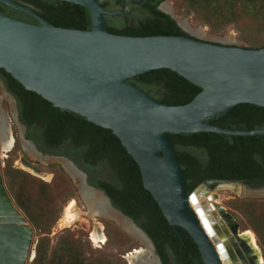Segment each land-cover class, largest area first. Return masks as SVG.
<instances>
[{
	"label": "water",
	"instance_id": "95a60500",
	"mask_svg": "<svg viewBox=\"0 0 264 264\" xmlns=\"http://www.w3.org/2000/svg\"><path fill=\"white\" fill-rule=\"evenodd\" d=\"M0 1L41 21V24H33L0 13V67L13 74L28 90L36 91L57 107L77 112L113 130L140 165L145 187L176 231L181 232L182 227L190 233L206 264H230L227 245L216 238L213 224L218 218L210 214V209L217 208L223 217L231 219H234L233 214L214 203L194 207L192 202L199 201L201 192L234 189L232 185L241 186L251 195L246 198L264 199V181L249 187L242 180L212 179L190 192L170 133H264V129L240 131L208 122L241 103L264 106V47L229 45L199 36L115 34L107 27L106 12L99 0H61L92 11L90 31L58 27L14 0ZM163 9L189 32L188 25L173 8ZM190 19L184 20L190 22ZM195 32L203 34L202 28ZM160 69L179 72L200 85L203 92L189 104L172 106L128 82V79ZM14 116L21 125L22 142L27 151L42 159L63 163L72 177L79 175L87 188L103 195L111 210L127 221L130 233L145 241L149 252L137 259V264H161L154 244L143 229L115 208L104 192L91 187L87 174L73 160L39 151L26 137V127L19 121L17 110ZM9 122L1 112L0 264H30L37 256V230L17 204L2 161L12 151L5 129ZM10 127L13 132L11 124ZM21 162L25 170L36 176L48 175L24 157ZM29 226L32 231L28 232ZM260 251L264 262L261 248Z\"/></svg>",
	"mask_w": 264,
	"mask_h": 264
},
{
	"label": "trees",
	"instance_id": "16d2710c",
	"mask_svg": "<svg viewBox=\"0 0 264 264\" xmlns=\"http://www.w3.org/2000/svg\"><path fill=\"white\" fill-rule=\"evenodd\" d=\"M24 1L39 7L56 8L55 4H68L78 10H87L61 0ZM157 3L150 4L149 15L136 20L133 26L110 31L126 36L192 37L170 14L159 9ZM174 4L178 15H193L196 21L209 26L212 34L227 33L235 26L241 33V40L250 47H264V0H175ZM0 13L26 22L29 16L1 1ZM50 20L58 27L92 30L88 12L82 19L61 16ZM0 75L8 91L18 100L20 121L27 127V138L42 152L67 156L87 171L90 184L104 189L113 204L152 237L164 264H171L172 259L176 264H206L190 233L182 227L178 232L170 224L158 201L145 187L140 165L113 130L77 112L57 107L36 91L28 90L1 67ZM128 82L172 106L189 104L203 92L200 85L172 69L152 70ZM208 122L240 131L264 129V106L241 103ZM170 138L190 192L212 179L242 180L251 187L264 181V133H170ZM18 143L16 138V146L10 153ZM54 171L55 178L48 183L16 168L13 160L5 167L7 183L17 204L41 235L33 264H117L106 255L88 257L86 243L71 232L63 234L57 245L51 247L50 234L59 220L61 204L76 191L73 180L62 167L56 166ZM229 204L242 214L246 230L255 232L264 251V199L237 197Z\"/></svg>",
	"mask_w": 264,
	"mask_h": 264
},
{
	"label": "rangeland",
	"instance_id": "374dc122",
	"mask_svg": "<svg viewBox=\"0 0 264 264\" xmlns=\"http://www.w3.org/2000/svg\"><path fill=\"white\" fill-rule=\"evenodd\" d=\"M168 3L170 6L173 8L175 14L180 17L181 20L186 19V17H191L190 22H188V27L190 30H188L192 36H199L205 40H210V41H219L224 44H229V45H238L242 47H250L248 43L244 42L241 40V33L235 26H231L228 29L227 33L224 34H212L210 27L205 26L198 21H196L193 17V15H178L176 8H175V0H168ZM199 28H202L203 34H197L195 30H198ZM0 98L2 104V108L5 110L6 116L11 121V125L13 128V133L15 134V127L17 129V134H15V137L18 139L19 143L16 149L8 154V157L4 158L3 164L6 167L8 162L10 160H13L14 166L19 169H23L22 166V158H26L28 161L33 163L36 167L41 169L44 173H47L48 175L46 176H34L51 183L53 182L55 178V171L54 167L60 166L62 167L66 173L70 176V178L73 180V183L75 184L76 191L74 194L69 196L64 202L61 204V212H60V217L55 226L52 229V233L50 234V239H51V247H55L60 239V237L68 232H71L75 235L76 238L82 239L86 245L88 246V252L87 255L88 257H97L99 255H106L111 257L114 261H116L117 264H133V261L129 258V254L131 252H135L137 248H144L149 251V247L145 243L144 240L139 238L138 236L134 235L133 233H130L127 229L122 227L118 221H115L114 219H111L110 217H106L103 215L96 216V220L93 218L89 217L86 213L89 211V205L87 201L85 200L82 189H81V184L82 181L78 177H72L70 173L67 171V169L64 167L65 165L59 161H52V160H47V159H42L38 157L37 155L29 152L26 150V148L23 145L22 142V129L21 125L19 122L15 120V110L16 106L13 103V99L7 95L5 89L3 87H0ZM7 104V106H6ZM16 146V145H15ZM15 148V147H14ZM13 150V149H12ZM27 171V170H25ZM28 172V171H27ZM30 173V172H29ZM48 178V179H47ZM239 185H236L237 188ZM235 189V187H233ZM232 188H224V189H212L208 193L201 192L203 195V199L201 201H206L207 203L209 202L214 203L216 205H220L224 208L227 209L228 212L232 213L234 218L237 219L242 226V230L244 233L248 230L246 222L244 220V217L242 214L233 209L229 201L236 199L237 197L240 198H246L247 196H251L248 193L244 195L245 191L240 190L236 191ZM257 196V195H254ZM247 199V198H246ZM253 199V198H251ZM76 200L78 206L84 211V215L81 216V219L76 221L72 226H64L63 225V218L66 212V209L70 205V203ZM209 204V205H210ZM216 213V217L219 218L220 216H223L219 210L216 208L214 210ZM118 216V215H117ZM96 223H102L105 226V233L107 235V242L106 244H97L93 241L92 239V234L95 231L96 228ZM37 230V229H36ZM243 233V234H244ZM248 238V236H246ZM41 235L37 231V236H36V241H40ZM249 239V238H248ZM36 244V243H35ZM259 244V243H258ZM36 245V250H37ZM260 246V245H259ZM261 250L263 251V248L260 246ZM37 252V251H36ZM264 254V251H263ZM151 255V254H150ZM143 257V256H142ZM36 259V258H35ZM34 259V260H35ZM34 260L30 262V264H33Z\"/></svg>",
	"mask_w": 264,
	"mask_h": 264
},
{
	"label": "flooded vegetation",
	"instance_id": "af4514ba",
	"mask_svg": "<svg viewBox=\"0 0 264 264\" xmlns=\"http://www.w3.org/2000/svg\"><path fill=\"white\" fill-rule=\"evenodd\" d=\"M14 1H16V0H14ZM16 2L33 9L38 15H40L42 18H44L45 20H47L49 22H51L50 19H59L61 16H66L68 18L71 17L74 19H82V15H84L86 12H88V14L90 15L91 21H92L90 26L93 28L92 11L85 6H83V7H85L87 9L86 11L82 10V9L78 10V8L76 9L75 7L69 6L68 4H55V6H58V7H56V8L51 7L50 8L48 6L47 7L46 6L45 7H39V6H36L34 4L28 3L24 0H18ZM99 2L102 5V7L105 9V12H106L105 13V20H106V24H107V27L109 30L110 29L124 28L126 25L133 26L136 20H139L140 18H145L149 15L148 6L152 3L158 2L157 4H158L159 9H161L163 11H164V9H163L164 7L166 9H167V7L171 8L170 4L168 3V0H99ZM70 3H72V2H70ZM65 8H67V9H65ZM171 9H167V10L170 11ZM20 11H22V10H20ZM22 12L27 13L25 11H22ZM27 15H29V16H27V19H28L27 22L33 23V24H37V22H39L41 24L40 19L37 18L36 16L31 15L29 13H27ZM19 20L26 22V20H24V19H19ZM0 86L5 89L8 96L13 98V103L16 106L18 118L20 121V111H19V106H18V100L12 93H10L8 91L4 80L1 78V75H0ZM0 102H1V98H0ZM2 107H3L2 104H0V123H1V112L5 113V110ZM7 118H8V116H7ZM8 120H10V119L8 118ZM10 124H11V121H10ZM26 137H27V127H26ZM31 141H33V140H31ZM35 145H36V143H35ZM36 147L38 148L37 145H36ZM38 150L41 151L39 148H38ZM42 153H44V152H42ZM44 154L50 155V154H46V153H44ZM63 157H67V156H63ZM67 158H69V157H67ZM69 159H71V158H69ZM71 160H73V159H71ZM78 167L87 174L88 184L91 187H93L99 191L104 192L110 198V200L112 202L111 197L107 194V192L104 189L95 187V186L90 184V181H89L90 175L88 174V172L85 171L84 169H82L80 166H78ZM249 187H251V186H249ZM112 204H113V202H112ZM113 206L115 208H117L114 204H113ZM117 209L120 210L119 208H117ZM214 229L216 232V238L218 240L224 242L227 245L230 264H264L263 262H261V263L259 262L260 261L259 255L255 252L252 244H250L249 239L244 237V234H242V233H244V231L242 230L241 223L237 219H235V218L231 219L228 216H226V217L220 216L214 224ZM143 231L146 233L148 238L154 244L156 253L161 259V264H164L160 254L158 253L156 243L154 242L152 237L149 236V234L145 230H143ZM240 237H242V239H244V240L241 241ZM263 256H264V254H263ZM171 264H176L173 261V259H172Z\"/></svg>",
	"mask_w": 264,
	"mask_h": 264
},
{
	"label": "bare ground",
	"instance_id": "6f19581e",
	"mask_svg": "<svg viewBox=\"0 0 264 264\" xmlns=\"http://www.w3.org/2000/svg\"><path fill=\"white\" fill-rule=\"evenodd\" d=\"M167 9H171L170 7H167ZM184 24L188 25L187 20H182ZM5 129L8 130V144H9V148L14 149L15 145H16V137L14 135V133L11 131V127H10V122L8 124H6ZM76 177L81 178L79 175L76 174ZM232 187H235L234 190L236 191H240L242 190V188H237L236 185H232ZM240 187V186H238ZM81 189H82V193L83 196L85 198V200L87 201L88 205H89V211L86 213L89 217L93 218L94 220H96V216H106V217H110L111 219H114L115 221H118V223L124 227L125 229H127L129 232H131V226H129V224L127 223L126 220H124L123 218L117 216V214H115L111 208L109 207V204L106 200V198L101 195L100 193L93 191L92 189L87 188L83 183L81 184ZM244 191V190H243ZM246 193V192H244ZM203 199V195L200 194L199 195V201L193 203L192 205L194 207H196L197 204H200L201 206H208L210 203L206 202V201H201ZM215 211L213 209H210V214L211 215H215L216 213H214ZM85 213L84 211L78 206L77 201L73 200L70 205L68 206V208L66 209L64 218H63V225L64 226H72L76 221H78L79 219H81V216H83ZM218 222V221H217ZM214 226V224H213ZM133 230V229H132ZM27 231H32L31 227L29 226V228L27 229ZM243 234V233H242ZM243 236V235H242ZM248 236L250 244H252L255 252L259 255V260L260 262H263V257L261 255V251H260V246L258 244V239L257 236L255 234V232L253 230H248L244 233V237ZM247 238V239H248ZM92 239L95 243L97 244H106L108 243L107 240V235L105 233V226L102 223H96V228L95 231L92 234ZM148 250L144 249V248H137L135 250V252H131L129 254V258L133 261V264H137L136 260L139 259L142 256H145L148 254ZM264 263V262H263ZM149 264H154V262H149Z\"/></svg>",
	"mask_w": 264,
	"mask_h": 264
}]
</instances>
